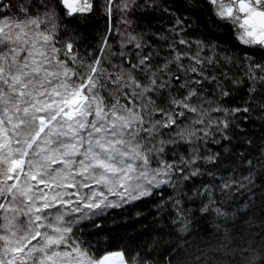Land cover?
Listing matches in <instances>:
<instances>
[{
  "label": "snow or ice",
  "instance_id": "snow-or-ice-1",
  "mask_svg": "<svg viewBox=\"0 0 264 264\" xmlns=\"http://www.w3.org/2000/svg\"><path fill=\"white\" fill-rule=\"evenodd\" d=\"M207 3L241 44L264 49V0ZM102 7L109 19L117 8L128 27V13L141 7L171 11L160 0H103ZM92 12V0H0V264H264V207L250 216L249 196L246 212H230L213 195L218 187L230 198L234 185L254 195L264 145L255 163L241 153L249 168L239 180L193 183L217 179L206 167L220 157L211 145L230 143L253 114L264 119V64L245 56L240 73L217 69L214 50L202 56V41L180 35L186 29L179 17L167 54L127 28L116 30L118 50L105 34L99 54H81L61 21ZM193 43L195 52L177 48ZM223 61L235 66L240 58ZM242 90L243 102L228 106ZM168 188L173 194L165 200ZM154 196L161 212L169 204L174 211L175 240L161 230L129 257L122 249L97 255L84 239L87 222L98 228L96 218L109 209ZM200 198L197 211L219 222L207 239L194 241L188 202Z\"/></svg>",
  "mask_w": 264,
  "mask_h": 264
},
{
  "label": "trees",
  "instance_id": "trees-1",
  "mask_svg": "<svg viewBox=\"0 0 264 264\" xmlns=\"http://www.w3.org/2000/svg\"><path fill=\"white\" fill-rule=\"evenodd\" d=\"M15 2V0H13ZM93 12L83 16L64 17L61 21L62 34L67 33L65 39L74 38L78 51L83 54L92 52L94 55L99 54L97 49L100 44L101 36L108 34L109 43L113 50H118L120 47L121 36L119 32H123L126 28L134 33H143L146 40L152 43L155 50L160 51L162 55L167 54L168 43L174 37V33L169 30L173 27L176 17L184 20L185 31L180 35L191 41H202L205 45L204 55H213V50L216 56L220 58V63L216 66L217 69L223 67L224 71L229 72V75L240 73L245 63V56L251 57V62L264 64V49L249 47L241 44L236 38L235 30L231 24L220 20L215 15L212 5L207 3V0H160L162 6L168 7L171 11L165 12L162 8H145L141 7L127 15V19L131 20V26L128 27L121 22L123 14L113 8L109 22L108 15L102 7L103 0H92ZM120 3V0H116ZM137 3L143 4V0H137ZM175 15H172V13ZM63 16V12L60 13ZM111 25L113 31L109 34L108 28ZM190 25V27H189ZM119 30L116 31V30ZM159 34V35H156ZM161 36H168V40L161 39ZM179 50L195 52L196 45L193 43L191 47L177 45ZM225 56H237L240 62L237 65H224L223 58ZM219 75V71L215 72ZM243 95V90L240 93H233L227 98L228 106L234 107L243 101L240 97ZM218 115V114H215ZM246 140H251L252 145L245 143ZM264 145V119L259 114H253V118L244 123L241 130H237L235 137L231 142L222 141L220 144L211 145V150L220 153V157L215 165H206L211 168L216 174L217 179L205 175L202 178H197L193 183L196 187L208 184L209 182L219 185L220 178H231L239 180L242 176L248 174L249 165L245 159L241 158V153L247 159H253L255 163L256 150ZM264 169L255 167L254 177L256 180V188L253 193L247 188H241L238 192L235 190L236 185L231 192L230 198H225L219 188H215L213 195L217 202L223 201V208L228 211L246 212L243 207L248 201V197L252 196L255 208L249 215L261 216L260 209L264 207ZM191 187V184L189 185ZM173 194V190L168 188L164 192L165 200ZM191 195V193H189ZM196 199V203L188 202V207L195 212L194 229L198 236L194 235L192 240L203 241L208 238L218 223L214 218V213L201 215L197 209L200 205V200ZM161 203L159 196L148 198L147 200L137 201L133 204L125 205L122 208L110 209L103 217L96 218V223L100 227L96 228L87 222L88 226L84 230V239L92 241L95 245L94 251L97 255L104 252H113L123 250L126 256H131L134 252L139 251V245L144 242L150 235L161 232H173L170 239L175 240L176 235L171 220L174 218V211L170 204L160 211L156 207ZM140 215H137V214ZM239 219H244L239 216ZM207 234V236L205 235ZM169 239V237H166ZM162 259V257H157Z\"/></svg>",
  "mask_w": 264,
  "mask_h": 264
},
{
  "label": "rangeland",
  "instance_id": "rangeland-1",
  "mask_svg": "<svg viewBox=\"0 0 264 264\" xmlns=\"http://www.w3.org/2000/svg\"><path fill=\"white\" fill-rule=\"evenodd\" d=\"M109 210H110V209H109ZM109 210H108V211H109ZM97 218H99V217H97Z\"/></svg>",
  "mask_w": 264,
  "mask_h": 264
},
{
  "label": "flooded vegetation",
  "instance_id": "flooded-vegetation-1",
  "mask_svg": "<svg viewBox=\"0 0 264 264\" xmlns=\"http://www.w3.org/2000/svg\"><path fill=\"white\" fill-rule=\"evenodd\" d=\"M109 22H110V19H109Z\"/></svg>",
  "mask_w": 264,
  "mask_h": 264
}]
</instances>
